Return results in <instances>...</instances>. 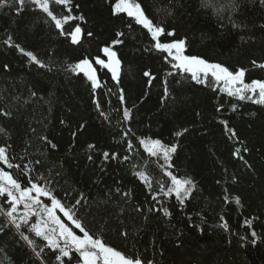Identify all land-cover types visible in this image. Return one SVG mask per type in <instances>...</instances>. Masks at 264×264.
Instances as JSON below:
<instances>
[{
	"label": "snow or ice",
	"instance_id": "1",
	"mask_svg": "<svg viewBox=\"0 0 264 264\" xmlns=\"http://www.w3.org/2000/svg\"><path fill=\"white\" fill-rule=\"evenodd\" d=\"M109 5L108 11L111 18H116L121 27H126L128 32L115 30L114 38L101 41L98 46L100 54L95 56L82 55L74 62L57 64L55 61L41 59L35 52L21 47L9 35L3 43L9 48H15L27 58L29 66L44 70L38 76L48 80L37 79L27 86V96L23 93L5 95V90H0V118L5 122L14 120L17 115H23L22 109L33 105H47L51 114L53 103L52 82L58 72L69 73L86 82L92 103L103 124L111 126L110 115L102 108L97 98V90L103 86L98 70H106L117 89L118 100L122 112L123 127L120 129V139L114 141L125 145V155L121 156L115 150H101L96 143L86 145V159L95 164L94 154L99 153L101 172L106 171L105 165L116 161L120 164L130 163L132 175L144 185L147 197L144 204H131L134 193L131 189L124 190L119 186L108 188L102 197H92L83 190L65 188L69 183L68 174L64 171V164L52 167L47 164L44 148L49 151L58 149V145L47 135L43 129L38 131L29 124L31 136L23 142L22 152L17 153L12 133L6 123H0V236L12 232L19 237L16 243L23 244L30 249V264H158L155 256L165 255L159 243L158 232L168 231L174 238V246H182V237L185 231L179 224L183 223L189 231H195L201 236L208 233L206 215L196 209L195 216L186 210L194 201L198 192L197 182L191 178H181L171 170L174 167L173 156L177 153L178 144H166L159 138L138 136L131 127L133 120L132 109L127 107L126 91L122 87L121 70L122 59L118 54V46L125 45V37L139 26L149 39V47L143 48L144 52H158L166 54L164 62L170 66L166 77H172L176 84L191 80L195 85L211 88L213 91L225 93L228 97L238 101H250L252 104L264 107V79L246 81L247 69L239 67L231 69L224 63L210 61L199 54H186L189 42L186 36L180 35V18L191 17L193 12L198 16L210 17L216 22V29L221 35L236 36L239 40L237 51L244 46H254L259 43L264 50V22H250L249 13L256 12L264 18V0H196L193 8L191 0H155L149 6L144 5V0H105ZM27 5H32L35 11L40 12L44 23L49 27L54 26L56 34L67 39L76 51L83 50L84 44L94 43L99 39L95 27H85L90 21L84 14L74 15L73 10L79 9L80 4L74 0H0V12L5 9H14L17 16L25 11ZM62 10L60 14L57 8ZM192 9V11H189ZM127 18V19H126ZM75 22V23H70ZM69 25V30L65 26ZM259 33V37L257 35ZM162 37L173 38L162 42ZM51 56V53H49ZM252 67L264 70V62L256 58L250 59ZM4 71H9V65L3 66ZM51 74V75H49ZM148 88L153 86L157 76L151 70L143 71ZM163 92L158 100V105L164 108L165 102L175 99L169 81H162ZM113 93L112 88H108ZM113 93V94H117ZM147 96V92L143 94ZM47 97V98H46ZM223 104L216 107L220 113ZM231 110L237 111V105L232 104ZM36 109L33 108V112ZM200 115L199 112L196 113ZM225 128L230 140L244 145L234 128L228 126V120L220 121ZM46 123H51L47 120ZM61 125L70 127L65 119L59 121ZM86 122L80 123L76 131L71 132L73 140L79 132L84 131ZM189 131L183 128L175 133L181 137ZM133 137L136 143L133 142ZM33 140L41 145L39 156L32 157L30 149H35ZM148 159L154 161L167 182L155 179L148 170V162L138 165L134 161L142 158L141 152ZM250 149L247 146L237 147L232 155L242 161L251 170L252 165L245 159ZM19 161V162H16ZM47 169V171H42ZM15 170V171H13ZM93 184L99 183L93 180ZM219 183V181L217 182ZM232 183H237L235 176ZM75 193V195H73ZM225 189L223 203H234L243 207L239 195L229 196ZM174 200V205L169 206L167 201ZM125 205L131 207V212ZM183 215L181 221L174 213ZM89 217L91 219H89ZM137 217L139 223H137ZM219 222L210 225L213 229H220L223 233H230L226 242L233 244L231 237H237L235 243L242 250H259L264 246V235L254 228V222L261 220L260 216L246 217L242 227L247 229L243 235L233 232L224 215H219ZM115 221V224L113 223ZM264 222V221H261ZM151 232V239L147 245L142 243L144 236ZM109 233L119 239L125 247H130L133 255H129L110 241ZM215 234V232H213ZM151 252L153 258H148ZM0 264L5 261L14 264L8 257L5 248L0 247Z\"/></svg>",
	"mask_w": 264,
	"mask_h": 264
},
{
	"label": "trees",
	"instance_id": "2",
	"mask_svg": "<svg viewBox=\"0 0 264 264\" xmlns=\"http://www.w3.org/2000/svg\"><path fill=\"white\" fill-rule=\"evenodd\" d=\"M154 2L155 0H144V5L149 6L150 12ZM191 2L195 8L196 0ZM74 3L80 4L81 7L74 8L73 14H84L90 21L85 27L94 26L99 34L96 42H86L83 50L79 51L74 50L66 38L57 35L54 26L49 27L45 24L43 15L32 10V5H27L19 16L14 9L0 12V90H5V95L23 93L27 96L28 84L37 79L43 80L44 84L49 83L44 77L37 75L44 70L29 66L26 57L3 43L9 35L21 47L35 52L41 59L60 64L74 62L82 55H98L101 41L114 38L115 30L128 32L126 27H121L116 18L110 17L109 5L105 0H74ZM57 10L63 14L59 7ZM249 17L250 22H264V18L256 12L249 13ZM179 24L180 35L186 36L189 42L186 54H199L210 61L224 63L231 69L244 67L248 70L245 77L248 82L252 79H264V70L250 64L251 58L264 62V50L259 43L251 47L244 46L237 51L239 40L236 36L221 35L216 29L215 20L198 16L195 12L191 17L180 18ZM69 27L66 25V30H69ZM135 27L136 30L125 37V45L118 46V54L122 59L121 79L122 87L126 91V106L133 112L131 127L138 136L159 138L166 144L179 145L177 153L173 156L174 167L171 170L178 177L193 178L198 185L197 199L186 211L195 216L193 209L199 210L208 219L206 225L208 233L204 236L189 231L183 223L179 224L186 233L181 238L180 248L174 246V238L170 232H158L159 243L165 255L160 257L157 254L155 259L158 264H264V246L259 250L248 249L245 252L235 243L237 237H231L233 244L229 246L226 240L230 233L226 234L220 229L210 227L219 222V215H224L231 230L243 235L247 232V229L242 227L244 219L257 215L261 220L254 222V228L264 235V222H261L264 221V107L250 101H238L218 90L213 91L211 88L195 85L191 80L183 81L180 76L176 79L182 83L176 84L172 77H166V73L171 70L163 60L166 54L144 52L143 48L149 47L150 38L139 26ZM257 35L259 37V33ZM171 39L173 38L162 37V42ZM5 64L9 65L10 70L7 72L3 68ZM145 70H151L157 76L151 88L147 87L146 78L143 76ZM98 74L104 83L97 90L96 96L103 110L110 115L111 126L103 124L98 116L86 82L62 71L55 75L52 82L54 96L50 115L48 106L39 104L22 109L23 115H17L10 122L0 118V123H6L9 127L13 136L11 143L14 144L17 153L22 152L23 142L31 136L29 124L38 131L43 129V134L58 145V149L54 151L44 148L46 162L52 167L63 162L64 171L69 178V183L64 185L65 188L78 187L87 195L99 198L108 188H115L119 182L122 189L133 191L132 205L144 204L148 199L145 187L132 175L130 163L120 164L112 161L105 165L106 171L101 172L98 166L99 153L94 154L95 164L89 163L86 159L88 143H96L101 150L118 151L121 156L126 154V146L117 144L113 139V137L116 140L120 139L119 133L123 127L120 123L122 112L117 89L106 70H98ZM164 78L168 79L175 99L166 101V106L161 108L158 100L163 92L161 81ZM108 88H112L113 93L117 94L109 93ZM145 92L147 96L143 95ZM220 104H223V109L217 113L215 109ZM232 104L237 105L236 112L231 110ZM33 108L36 109L35 112ZM197 112L200 113L199 116L196 115ZM61 119H65L70 127L61 125L59 123ZM223 119H227L228 126L237 131L245 142L244 145L228 138L224 125L220 122ZM47 120L51 123H46ZM85 122L84 131L79 132L73 140L71 132L76 131L78 124ZM183 128H188L189 131L179 138L176 137L175 133ZM133 142L136 143L134 137ZM33 143L35 149H30L32 152L30 158L40 154L41 145L34 140ZM244 146L250 149L244 155L252 165L251 170L232 155L235 148ZM138 150L142 158H137L134 162L142 166L147 160L148 170L152 176L167 182V177L163 176L158 165L144 156L142 149ZM233 176L237 179L235 184L232 183ZM93 180H98L99 183L93 184ZM225 189L228 190L227 194L230 197L239 195L243 207H237L234 203L225 205L223 203ZM174 203V200L167 201L169 206ZM125 207L130 213L131 207L129 205ZM173 211L179 220L184 219L182 214L175 212V208ZM136 222L139 223L138 217ZM113 223L115 224V221ZM109 238L121 250L129 255L134 254L130 247L121 244L114 234L109 233ZM150 239L151 232L144 236L142 243L147 245ZM18 240V236L14 237V234L9 232L0 236V247L5 248L14 264H30V249L22 241L16 243ZM3 255L0 253V257ZM147 256L153 258L151 252L147 253ZM4 264L8 262L5 261Z\"/></svg>",
	"mask_w": 264,
	"mask_h": 264
}]
</instances>
